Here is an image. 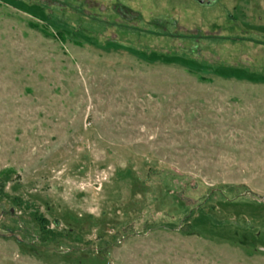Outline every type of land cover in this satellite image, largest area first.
<instances>
[{
  "label": "rangeland",
  "instance_id": "obj_1",
  "mask_svg": "<svg viewBox=\"0 0 264 264\" xmlns=\"http://www.w3.org/2000/svg\"><path fill=\"white\" fill-rule=\"evenodd\" d=\"M0 264H264V0H0Z\"/></svg>",
  "mask_w": 264,
  "mask_h": 264
},
{
  "label": "trees",
  "instance_id": "obj_2",
  "mask_svg": "<svg viewBox=\"0 0 264 264\" xmlns=\"http://www.w3.org/2000/svg\"><path fill=\"white\" fill-rule=\"evenodd\" d=\"M7 234L3 235L0 233L3 238H12L16 241V243L21 244L22 240L19 238L17 231H13L11 229H6Z\"/></svg>",
  "mask_w": 264,
  "mask_h": 264
}]
</instances>
